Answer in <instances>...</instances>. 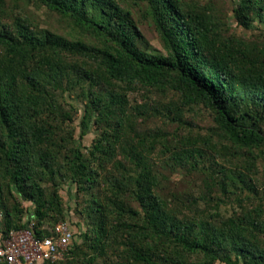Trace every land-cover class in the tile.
<instances>
[{"label": "trees", "instance_id": "trees-1", "mask_svg": "<svg viewBox=\"0 0 264 264\" xmlns=\"http://www.w3.org/2000/svg\"><path fill=\"white\" fill-rule=\"evenodd\" d=\"M26 1L66 19L71 31L64 36L34 30L20 12L8 23L0 21L2 236L28 225L37 237L53 234L43 226L51 212L62 214L59 178L85 194L78 203L88 251L81 264H93L116 234L133 243L127 264H264L261 199L227 217L219 208L204 207L192 217L169 209L143 152L144 140L138 138L136 146L124 140L132 121L129 96L139 88L171 92L178 102L175 118L194 105L210 112L216 141L207 138L204 145L217 143L234 158L246 159L247 173L256 170L258 160L264 167V44L224 37L202 6L184 0ZM237 1L238 24L247 29L255 18L264 23V0ZM132 5L143 8L165 55L145 50ZM5 7L6 0H0V20ZM65 92L84 101L81 137L90 124L98 127L87 152L69 139L75 132L70 112L57 103ZM189 139L172 147L175 165L200 157L201 146ZM223 172L226 181L213 187L239 200L244 190H255L243 170L228 174L224 166ZM80 253L75 242L62 260L45 264H78Z\"/></svg>", "mask_w": 264, "mask_h": 264}, {"label": "rangeland", "instance_id": "rangeland-1", "mask_svg": "<svg viewBox=\"0 0 264 264\" xmlns=\"http://www.w3.org/2000/svg\"><path fill=\"white\" fill-rule=\"evenodd\" d=\"M195 5L202 6L209 16L213 18L214 28L224 37L243 38L250 42L264 44V23L257 18L253 19L249 28L238 24L233 10L237 7V0H184ZM132 7L131 17L144 37V48L152 54L165 55V50L160 42L155 27L150 20L142 16L143 8ZM7 15L0 21L8 23L11 21V15L20 12L26 16L33 24V29H47L54 33L67 36L71 31L69 22L49 12L43 6H37L26 0H6ZM57 103L65 111H69L68 122L74 128L70 140L81 142V149L87 152L96 138L98 127L90 124L86 133L81 137L79 134L80 122L83 115L84 101L81 95L65 92L57 98ZM130 108L132 121L126 128L128 136L124 140H129L130 145L136 146L138 138L145 142L144 154L150 163L153 173L157 176V190L167 204L169 209H180L186 216L192 217L200 212L204 207L209 211L219 208L221 215L227 217L230 214L242 211V208L251 209L260 204L264 206V167L263 161L258 160L256 170L247 173L246 159H236L230 152H224L219 149V145L207 147L203 140L211 138L214 142L216 137H211V128L213 127L210 112L202 105H194L190 108H184L180 119L174 117V106L178 105L177 99L171 92L147 91L139 88L130 96ZM136 134L134 137L133 135ZM66 135V134H63ZM189 136V143L194 141L202 148V153L197 159L188 160L181 165H175L171 158L172 147L178 144V140ZM195 149V147L190 146ZM189 147V148H190ZM180 148V147H178ZM142 149V148H141ZM247 157V156H246ZM121 157H119L120 159ZM228 169V174H233L237 170H243L248 176L252 177V184L255 186L253 193L243 192L248 196L241 200L230 193H224L218 187H213L214 182L219 179H225L223 168ZM130 169V167L128 166ZM58 194L61 198V216L58 213L51 212L46 218L43 226L50 235L59 222L66 223L73 232L71 245L76 242L82 249L78 264L84 259L83 253L88 252L82 243L81 230H84L85 219L79 213L78 203L84 202L85 194L76 192L73 186L67 183V180L56 179ZM212 188V189H211ZM237 189H235L236 191ZM233 188L229 192H235ZM193 196L195 202L188 203ZM240 205L238 206V203ZM243 205V206H242ZM24 208H30L31 205L23 202ZM133 208L139 210L138 203L132 204ZM242 206V207H240ZM183 215H179L181 218ZM0 214V223H1ZM24 222L28 216H24ZM35 221V220H34ZM32 223V222H31ZM2 237L0 225V238ZM133 243L124 235H114L105 247L103 255L98 257L93 264H127L129 249ZM91 253V252H89ZM58 264H65L61 262ZM215 264H223L216 262Z\"/></svg>", "mask_w": 264, "mask_h": 264}, {"label": "built area", "instance_id": "built-area-1", "mask_svg": "<svg viewBox=\"0 0 264 264\" xmlns=\"http://www.w3.org/2000/svg\"><path fill=\"white\" fill-rule=\"evenodd\" d=\"M73 232L64 222L55 225L53 234L37 237L32 225L10 231L0 238V262L3 264L56 263L70 247Z\"/></svg>", "mask_w": 264, "mask_h": 264}]
</instances>
